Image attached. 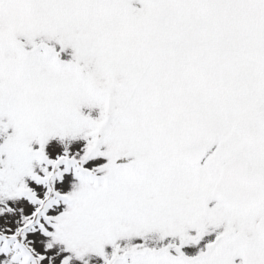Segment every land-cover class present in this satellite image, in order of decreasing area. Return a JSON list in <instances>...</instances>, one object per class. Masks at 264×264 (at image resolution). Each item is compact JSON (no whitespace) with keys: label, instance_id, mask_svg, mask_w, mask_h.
<instances>
[{"label":"snow or ice","instance_id":"6c2138e0","mask_svg":"<svg viewBox=\"0 0 264 264\" xmlns=\"http://www.w3.org/2000/svg\"><path fill=\"white\" fill-rule=\"evenodd\" d=\"M0 264H264V0H0Z\"/></svg>","mask_w":264,"mask_h":264}]
</instances>
